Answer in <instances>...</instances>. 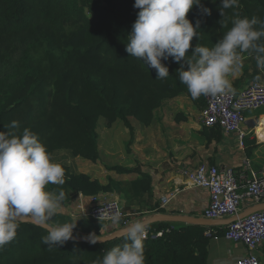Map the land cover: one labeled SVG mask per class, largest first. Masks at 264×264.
Masks as SVG:
<instances>
[{
    "label": "trees",
    "instance_id": "16d2710c",
    "mask_svg": "<svg viewBox=\"0 0 264 264\" xmlns=\"http://www.w3.org/2000/svg\"><path fill=\"white\" fill-rule=\"evenodd\" d=\"M135 0H0V65L20 59L14 75L22 80L11 91L0 85V132L16 136L29 128L47 149L70 150L74 157L92 162L100 158L97 123L123 122L134 141L130 117L148 126L154 111L166 99L186 94L180 83V64L171 57L162 60L169 77L156 80L157 71L125 50L139 9ZM186 18L197 29L191 41L192 54L197 45L212 48L233 26L236 18L256 17L264 21V0H238L235 7L220 14V0H201ZM259 30V25L255 26ZM260 43H264V37ZM248 54V53H242ZM251 56L255 57V53ZM183 63V61H181ZM264 120V116L261 118ZM13 121L17 128H11ZM219 132V128H213ZM259 139L264 141V132ZM65 170V183L49 184L46 191L56 195L64 191L69 201L76 194L94 196L112 192L86 174ZM110 171L127 173L119 166ZM206 227L157 223L148 226L150 237L144 240L145 264H207L210 238ZM212 230V229H211ZM163 232L161 238L152 237ZM223 234V233H222ZM44 228L19 223L15 239L0 248V264H95L111 248L122 245L125 236L101 243L67 241L53 246L42 243Z\"/></svg>",
    "mask_w": 264,
    "mask_h": 264
},
{
    "label": "crops",
    "instance_id": "0c3cea01",
    "mask_svg": "<svg viewBox=\"0 0 264 264\" xmlns=\"http://www.w3.org/2000/svg\"><path fill=\"white\" fill-rule=\"evenodd\" d=\"M241 56L240 67L228 76L234 90L264 81V71L257 67L255 57L248 54ZM204 107L203 97L199 103H194L188 95L182 94L164 100L162 106L154 111L148 126L130 117L129 122L134 129L130 151V131L120 121L123 130L120 138V167L130 171L120 173V178L106 167L98 166L97 169L90 161L75 158L68 150L54 152L52 161L68 167L73 174H86L105 186L112 179H120V194L85 196L79 193L69 201H63L62 209L53 217L55 222L60 225L76 223L73 237H88L91 234L108 237L123 231L128 224L137 220L146 223L158 216L205 219L203 213L209 203V193L193 185L191 171L201 163H206L233 169L238 177L247 180L251 172L244 169L246 161L250 162L253 171L263 169L264 141L258 135L264 130L257 134V127L263 121L264 111L257 117L246 115V136L241 145L236 135H226L202 125L200 116ZM107 196L120 204L123 213L120 225H109L90 217L94 200L108 201ZM262 205L247 203L241 214ZM230 220H215L211 222L217 225L202 226L206 227L205 231L212 229L218 232L217 238L208 241L207 264H235L248 255L242 244L229 242L222 237L228 226L226 222ZM157 223L187 225L169 222L153 224ZM256 254L261 264H264V245Z\"/></svg>",
    "mask_w": 264,
    "mask_h": 264
},
{
    "label": "clouds",
    "instance_id": "9594fccd",
    "mask_svg": "<svg viewBox=\"0 0 264 264\" xmlns=\"http://www.w3.org/2000/svg\"><path fill=\"white\" fill-rule=\"evenodd\" d=\"M237 4L238 0H220L221 16L224 9ZM194 6L210 14L201 0H135L133 7L139 11L125 50L131 57L156 69V80L169 77V70L161 61L171 57L180 64V83L194 100L201 96L222 98L234 93L228 76L240 67L242 53L250 56L255 53L257 67L264 71V43H260L264 37V21L256 17L236 18L215 46L197 44L188 56L191 41L194 37L199 39V22L194 27L186 18ZM18 126L17 121L10 125L11 128ZM64 183L65 170L52 161L46 147L29 128L19 136L0 132V248L15 239L19 222L25 218L47 231L42 243L48 245V250L72 239L76 223L52 222L63 207L64 191L56 195L45 190L49 184L62 186ZM111 220L118 224L119 213ZM124 230L125 242L108 250L102 261L95 264H145L146 223L137 220ZM86 239L92 244L105 240L95 234Z\"/></svg>",
    "mask_w": 264,
    "mask_h": 264
},
{
    "label": "built area",
    "instance_id": "2783aa9c",
    "mask_svg": "<svg viewBox=\"0 0 264 264\" xmlns=\"http://www.w3.org/2000/svg\"><path fill=\"white\" fill-rule=\"evenodd\" d=\"M205 107L200 116V122L205 128H219L226 135H236L243 145L246 136V115L264 109V81L255 82L222 98L203 96ZM244 169L251 172L247 180L241 179L233 169L212 166L201 163L192 172L191 181L195 187L204 188L209 193V203L203 217L210 221L235 218L239 216L244 205L264 204V168L251 170L250 162L244 163ZM119 213L120 221L123 213L117 201L95 199L90 217L109 225L113 224L111 217ZM208 238H217L218 232L207 230ZM150 233L146 232V238ZM163 232L152 237L161 238ZM222 237L232 243L242 244L248 255L235 264H261L256 251L264 245V210L251 213L228 225ZM145 238V239H146Z\"/></svg>",
    "mask_w": 264,
    "mask_h": 264
},
{
    "label": "rangeland",
    "instance_id": "374dc122",
    "mask_svg": "<svg viewBox=\"0 0 264 264\" xmlns=\"http://www.w3.org/2000/svg\"><path fill=\"white\" fill-rule=\"evenodd\" d=\"M20 59V55L16 54L14 61L11 63H7L4 65H0V85L3 86L6 91H11L17 84L22 80L21 76L14 75L13 71H18L17 63ZM252 112L248 114L247 116H253L257 117L259 116L260 112ZM262 120V119H261ZM97 134H98V140H99V153L100 158L97 162H92V164L99 167H120V138H122V127H120V121L114 123L113 125L109 124V121L105 118H100L97 123ZM129 137V136H128ZM70 154L72 153L70 150H68ZM75 158H81L82 157H75ZM87 160V159H85ZM110 172L118 175L120 178V173L117 171H111ZM113 182L112 184V192L103 193V194H114L118 193L120 194V179L119 180H110V182ZM108 201H111V197L107 196Z\"/></svg>",
    "mask_w": 264,
    "mask_h": 264
},
{
    "label": "water",
    "instance_id": "95a60500",
    "mask_svg": "<svg viewBox=\"0 0 264 264\" xmlns=\"http://www.w3.org/2000/svg\"><path fill=\"white\" fill-rule=\"evenodd\" d=\"M262 210H264V205L256 207L250 211H246L240 214L239 216L232 218L230 221L226 222V225H230L231 223H234L239 219H243L244 217H246L247 215L251 213L262 211ZM52 222L55 223V220L53 218H52ZM156 222L182 223V224H187V225H198V226L217 225L215 222H211L206 219H192V218H186V217H162V216L155 217L154 219L146 222V225L148 227L149 225L156 223ZM19 223L33 224L31 220L27 218L22 219ZM125 235H126V232L125 230H123L121 232L115 233L108 237H101V238H105V240L98 241L96 244L106 243V242L115 240L117 238L123 237ZM68 241L79 242V243H90V241H88L86 237H72V239Z\"/></svg>",
    "mask_w": 264,
    "mask_h": 264
},
{
    "label": "bare ground",
    "instance_id": "6f19581e",
    "mask_svg": "<svg viewBox=\"0 0 264 264\" xmlns=\"http://www.w3.org/2000/svg\"><path fill=\"white\" fill-rule=\"evenodd\" d=\"M264 130V120L257 127V134H260Z\"/></svg>",
    "mask_w": 264,
    "mask_h": 264
}]
</instances>
